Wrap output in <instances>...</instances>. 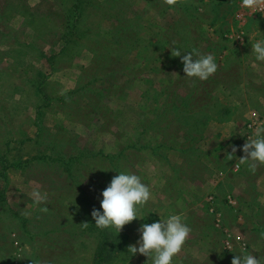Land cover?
<instances>
[{
	"label": "rangeland",
	"instance_id": "374dc122",
	"mask_svg": "<svg viewBox=\"0 0 264 264\" xmlns=\"http://www.w3.org/2000/svg\"><path fill=\"white\" fill-rule=\"evenodd\" d=\"M259 2L254 12L242 0H0V264H105L87 226L112 176L131 170L151 186L144 217L120 230L134 244L140 224L181 204L169 163L176 148L188 160L176 171L198 185L220 157L209 146L253 136L264 124V61L251 52L264 37ZM173 44L211 52L217 70L185 76ZM57 151L84 155L73 164L42 156ZM33 189L47 199L35 202ZM224 192L182 205L191 232L173 264H231L245 250L264 261V211L263 225L239 226L229 221L237 197L228 203ZM115 240L113 264H151L127 245L118 259Z\"/></svg>",
	"mask_w": 264,
	"mask_h": 264
},
{
	"label": "clouds",
	"instance_id": "9594fccd",
	"mask_svg": "<svg viewBox=\"0 0 264 264\" xmlns=\"http://www.w3.org/2000/svg\"><path fill=\"white\" fill-rule=\"evenodd\" d=\"M174 0H168L173 3ZM245 7L260 11L259 0H242ZM171 54L179 56L183 62V72L187 77H196L206 80L217 70L218 64L214 54L200 53L188 48L170 46ZM251 52L258 61H264V37L251 42ZM183 53V55H181ZM245 153L240 156V163H249V167L255 170L258 163L264 164V124L255 128L251 138L240 146ZM236 146L227 153L229 159L235 153ZM102 199L100 207H93L91 215L98 228L114 227L119 232L122 226L134 218L144 217L139 212V207L144 205L151 197V186L145 183L140 174L131 170H120L112 176L106 187L101 190ZM34 201L39 203L47 199L46 193L39 189H33ZM137 231L140 235L136 243L128 245V253L137 252L145 254L151 264H173V257L181 250L186 238L191 232V227L179 213H171L164 219L145 222L139 225ZM239 238V237H238ZM236 253V252H235ZM33 264H52L51 261ZM231 264H264V261L249 251L236 253Z\"/></svg>",
	"mask_w": 264,
	"mask_h": 264
},
{
	"label": "crops",
	"instance_id": "0c3cea01",
	"mask_svg": "<svg viewBox=\"0 0 264 264\" xmlns=\"http://www.w3.org/2000/svg\"><path fill=\"white\" fill-rule=\"evenodd\" d=\"M228 119H226L227 121ZM229 121V120H228ZM225 122V121H223ZM229 122H234V120H230ZM250 125V124H248ZM245 130V129H244ZM244 140V139H243ZM246 142V139L244 140L243 144ZM231 144V145H230ZM238 142H234V140H229V142L224 141L223 143H216L213 144L210 147V149L213 152H217L220 157L219 159L212 157V160L217 163L214 169L209 170V172H206L204 175L200 176V183L198 185L192 183V182H187L189 179H187V176L185 178V175H182L177 172L178 166H180L181 163H187V157H184L183 154V149L181 147L176 148L175 150L178 154L176 157H174L173 161H169L171 163V166H173L174 173L172 175L174 176V180L179 178V188L176 186L177 183H174L175 186L173 185V189L176 190V195L175 199H180L181 204L177 207H173V211L175 213H179L182 209V205L188 201H196L197 198L199 199L198 193H205L206 195L211 191L219 192L220 189L222 188L225 192V196H227V201L228 203L230 202L231 197L236 198V200H232L234 203L235 211L233 215H231V218H229V221H236L237 225H250L254 226V224H259L260 222L261 225H263V222L259 220L256 217V211H264V179H262V173L264 171H259L260 167L258 170L255 168L253 170L252 168L249 167V162L245 163H240V156H238L239 152V146L238 145H243ZM236 146V151L235 153L232 154V159H229L227 156V153L232 150V146ZM243 151L239 152L241 156L243 155ZM245 154V153H244ZM222 162V166H219V163ZM210 166L212 165V162L210 161L208 163ZM170 168V164H169ZM214 176H219L218 179L221 180L220 183L217 185L213 183V178ZM190 177H193L190 175ZM202 181V182H201ZM184 183V184H183ZM253 183V184H252ZM254 185V186H253ZM223 186V187H222ZM241 187V188H240ZM258 188V189H257ZM249 194H253L255 199H252V197ZM205 195V197H206ZM198 196V197H197ZM262 199V200H260ZM204 204V202H203ZM172 205V204H171ZM259 205H262V207H259ZM225 206V207H224ZM224 208L223 210H228L229 212H232L233 206L230 204L224 203ZM206 209V205L204 206ZM227 208V209H226ZM246 211L249 213V217L251 218L250 221L253 224H249L245 220L241 221V218L239 217V214H243V212ZM228 213V212H227ZM180 214V213H179ZM231 219V220H230ZM234 221V222H235Z\"/></svg>",
	"mask_w": 264,
	"mask_h": 264
},
{
	"label": "trees",
	"instance_id": "16d2710c",
	"mask_svg": "<svg viewBox=\"0 0 264 264\" xmlns=\"http://www.w3.org/2000/svg\"><path fill=\"white\" fill-rule=\"evenodd\" d=\"M193 109V108H192ZM191 109V110H192ZM230 107H226L224 109V113L225 114H229L230 113ZM190 111V109H189ZM191 112L194 113V111L192 110ZM121 151V150H120ZM92 151H90L89 154H91ZM88 154V155H89ZM61 152L57 151L56 153H47V154H43L42 156H45L46 158H49L50 160L53 161H57V160H62L65 162H67L68 164H73L74 162H77L79 159L78 157H81L84 155V153L82 151H80L77 155H73V154H69L67 159H64V156ZM93 155H96L95 153H93ZM117 156L120 155V152L118 154H116ZM111 164L115 165V163L112 161L113 156H115L114 154H105L104 155ZM66 164V163H65ZM71 167V166H70ZM70 167L67 169L70 170ZM69 173H71V171H69ZM90 224H88L87 229L93 231L95 233V236L97 237V244L96 247L94 249L95 251V255H94V259H100L101 261H104L105 264H113L114 259L117 257L116 254H112L114 250H116L115 245L117 243V241L115 239L119 240V244H120V248H118L119 250H121L120 252V256L118 257V259H123L125 260V255H123L124 251L126 253V245L128 248V244H127V236L125 234V232L123 231H119L117 232V230L114 227H108V228H98L95 225V221L94 218H90ZM115 240V242H114ZM123 244L125 245L123 248ZM116 255V256H114Z\"/></svg>",
	"mask_w": 264,
	"mask_h": 264
},
{
	"label": "built area",
	"instance_id": "2783aa9c",
	"mask_svg": "<svg viewBox=\"0 0 264 264\" xmlns=\"http://www.w3.org/2000/svg\"><path fill=\"white\" fill-rule=\"evenodd\" d=\"M230 201L232 202V200L230 199Z\"/></svg>",
	"mask_w": 264,
	"mask_h": 264
}]
</instances>
